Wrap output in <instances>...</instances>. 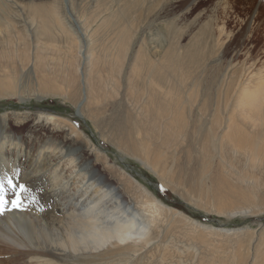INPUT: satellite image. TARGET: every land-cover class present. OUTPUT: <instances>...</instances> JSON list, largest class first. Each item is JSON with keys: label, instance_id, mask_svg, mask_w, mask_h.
<instances>
[{"label": "bare ground", "instance_id": "bare-ground-1", "mask_svg": "<svg viewBox=\"0 0 264 264\" xmlns=\"http://www.w3.org/2000/svg\"><path fill=\"white\" fill-rule=\"evenodd\" d=\"M1 8L3 5H0V11ZM33 9L37 10V6ZM38 9L37 13L44 11ZM120 11V20L108 26L110 29L108 33L112 39L109 54V48L97 46L99 49H96L90 46L87 25H81L75 17L70 25L68 32L72 33V40L78 47L70 77L73 81L76 80V76L79 77L82 91L81 101L76 104L77 114L86 115L95 128L96 120L101 119L102 126L99 131L108 134L115 148L129 157L140 160L155 172L159 179L175 181L178 188L186 192L188 189L197 191L193 184L189 185L186 175L194 180L197 174L205 176L211 168L226 166L230 170H236V163L232 161L235 158L241 159L252 168L264 167V81H261L262 87L258 89L254 86L246 89L247 96L251 94L250 90L262 93L247 99L250 103L245 110L238 107L240 104H236L231 109L230 106L225 109V115L213 111L209 129L202 134L205 129L199 126L206 116L190 110L182 113L180 110L186 106L192 91H198L199 86L192 77L189 78V82L183 78L182 74L186 72L185 63L197 61L205 44L198 40L186 46L185 53L180 58L170 47L164 54V62L156 63L150 59V55L145 58L142 46L138 42L130 70L124 73L117 69L106 73L99 67L106 65L101 59L102 55L112 66H116L114 58L123 62L126 57L128 45L125 42L131 31L126 20V11L129 13V7L126 11L122 7ZM1 13L2 11L0 96L8 94L17 96L21 89L18 87L21 81L19 78L25 74V65L21 60L17 61L20 62L18 64L15 57L17 55L27 61L30 51V29L25 30V34L16 31ZM44 16L38 17L41 25L48 23L47 20H43ZM32 18L33 21L36 20L35 16ZM101 24L104 26L105 22L101 20ZM42 29L48 30V25L42 26ZM38 33L34 37L36 52L33 62L37 70L33 71L36 73L38 70L41 72L48 70V73L39 75L38 78L35 76L39 88L38 95L35 96L40 99L46 95L62 97L58 84L68 79L70 71L65 66L60 72L58 64L47 60L42 54V45L47 40L54 39V34L50 35L48 32L41 39L40 35L44 34L39 29ZM21 39L23 42L20 44ZM19 45L24 49L20 51L16 48L20 47ZM92 61L96 63L94 71ZM133 72L137 77L135 81L131 79ZM59 75L64 76L62 80L58 81V78L52 80ZM154 81L157 82L158 88L154 87ZM251 82L253 81L250 80L248 83ZM153 93L160 97L159 109L155 108ZM79 96L77 86L75 101L79 100ZM164 106L167 109L166 114ZM39 115L45 117L44 120L51 126L52 130L46 131L48 134L42 136L41 131L38 133L35 130L33 139L31 136H21V140H3L6 145L8 143L9 149L17 151V170L12 175L15 177L23 173L20 184H24L28 191L20 195L21 207L10 206L12 199L15 198V192L18 191V184L12 180L14 187H9L5 175L0 171L4 177L0 178V181H4L2 195L7 204H10L4 208L8 209L9 213L5 215L0 213V264H82L81 255L85 256L84 260L86 259L89 264H132L136 262L134 259L130 260L133 254L143 251L153 238L157 239L155 245L158 246L161 235L160 216L165 217L164 213L168 210L144 184L134 179L125 169L114 165L108 155H99L105 169H98L95 165L91 170L82 168L83 171H80V168L76 171L80 179L74 182V188L70 192H64L60 188L59 179L63 170L60 171L59 164L65 157V151H68L69 143L59 138L54 124L61 127L63 121L49 112ZM25 118L26 116L19 117L16 121L21 119L23 121ZM192 122L195 124L190 128ZM71 124H66L70 128L68 135L79 137L81 133L78 128ZM108 126L109 133L105 131ZM226 127L230 130L224 131ZM40 129L45 131L44 127ZM85 142L86 145H92L91 141ZM194 143L201 146L200 152L188 149L186 162L179 161L176 153L182 152L185 145L196 146ZM68 156L67 161H64L67 168L72 162H75V165L80 163L81 166L84 161L83 156L79 162H76L77 158ZM40 160H44L45 167H39ZM1 168L2 166L0 170ZM71 174L72 172L65 175V179L64 176L61 177V180L65 181V184H69V181L73 184ZM229 187L230 184L227 182L223 185L224 191L234 195ZM223 199L220 200V205H230L231 199ZM43 201L47 206L42 209L38 205ZM142 215L145 216V220ZM96 259L97 263L94 261ZM241 260L242 258H239L236 263L241 264ZM251 263L263 264L261 261Z\"/></svg>", "mask_w": 264, "mask_h": 264}, {"label": "rangeland", "instance_id": "rangeland-1", "mask_svg": "<svg viewBox=\"0 0 264 264\" xmlns=\"http://www.w3.org/2000/svg\"><path fill=\"white\" fill-rule=\"evenodd\" d=\"M0 1V5H3L1 14L5 16V19H8L7 21L16 31L22 34L30 29L31 35L27 61L17 55L15 57L16 62L21 60L25 65V74L19 78L20 82L18 79L20 92L17 96L16 94L0 96V166H2L0 171L3 173L0 175H5L15 181V184L20 185L23 173L15 177L12 175L17 170V151L9 149L8 143L6 145L3 140H21V136H31L33 139L35 130L38 133L41 131L42 136L46 135L48 129L52 130L51 126L44 120L45 117H40L38 114L43 112L55 114V117L63 121L61 127L54 124L55 130L62 141L69 143L68 151H65V157L59 164L60 171H63L58 181L64 192H70L74 188L75 183L80 179L76 175V171L80 168V171L91 170L93 165L98 169L104 168V162L99 155L106 154L114 165L125 169L134 179L144 184L168 210L164 213L165 217L160 216L162 219L159 245H155L157 239L153 238L151 245L133 254L134 258L131 257L130 260L134 259L136 262L132 264H237L236 261L239 258H242L241 264H252L253 261H261L264 264V167L252 168L241 159L235 158L232 161L236 163V170H230L226 166L211 168L205 176L197 174L194 180L186 175L189 185L193 184L197 191L188 189L186 192L179 189L178 184L173 180L167 182L159 179L156 173L140 160L125 155L113 146L108 134H102V131H99L102 126L101 119L96 120L97 128H95L86 115L77 114L76 104L81 101L82 91L79 77L76 76V80L73 81L70 75L74 69L73 59L78 52V47L72 40V33L68 32L74 17L77 18L81 25H87L89 28L87 33L90 32L88 40L90 46L96 49L109 48V54L112 39L108 33L110 31L108 26L120 20L122 7L125 11L129 7V13L126 11V20L130 24L131 31L125 42L128 45L126 57L123 62L114 58L116 66H112L102 55L101 59L106 65L99 67L106 73L117 69L124 73L130 70L138 42L142 46L141 50L145 58L150 55L152 61L159 63L164 62V54L168 48H173L176 56L180 58L184 55L186 46L202 40L205 46L201 49L197 61H186V72L182 74L188 82L190 77L195 80L199 85L198 91H192L191 96L189 95L190 99L180 112L186 113L185 111L190 110L197 114L203 113L206 117L199 126L205 129L202 131L203 134L209 129L213 111L216 114L219 111L225 115V109L229 106L231 109L236 104H240L238 107L245 110L250 103L247 99L262 93L250 90L251 94L247 96L245 91L250 86H254L255 89L262 87L261 81H264L262 80L264 79V0ZM34 6H37V10L33 9ZM38 8L44 11L37 13ZM67 9H69L68 13ZM32 16H35L36 20L33 21ZM43 16V20H47L48 23L41 22L43 24L41 25L38 17ZM101 20L105 22L104 26ZM47 25L48 30H43L42 26ZM38 29L44 34L40 35L41 39L48 32L50 35L54 34V39L47 40L42 45L43 56L58 64L60 72L65 66L70 71L68 79L58 84L62 97L52 95H46L41 99L36 97L39 88H37L38 82L35 76L38 78L39 75L48 73V70L45 72L38 70L36 73L33 71L37 70L33 62L36 52L34 37L39 34ZM22 42L21 39L20 44ZM19 46L16 48L20 51L24 49L21 45ZM17 63L20 64V62ZM91 63L94 71L96 63L95 61ZM134 73L131 75L133 81L137 79ZM63 77L59 75L52 80L58 78L57 80L60 81ZM250 80L253 82L249 84ZM107 83V90H109L110 79ZM156 83L154 81L153 85L158 88ZM77 86L80 96L79 100L75 101ZM153 96L155 108L159 109L160 97L154 93ZM164 112L167 113L165 106ZM24 116L26 118L23 121L22 119L16 121V118ZM68 123L78 128L81 138L80 135L79 137L68 135L70 131L69 125H66ZM194 124L192 122L190 128ZM43 127L45 131L40 129ZM109 128L108 126L105 129L108 133ZM229 130L226 127L224 131ZM85 140L91 141L92 145H86ZM188 149L200 152L201 146L186 147L185 145L182 152L176 153L179 161L186 162ZM68 155L77 158L76 162H79L83 156L84 161L81 166L80 163L77 165L75 162L67 163L69 166L67 168L65 162L66 158H69ZM40 162L39 167L46 166L44 160ZM206 167L208 168L207 164ZM94 171L95 169L92 172ZM70 172H72L70 178H73V184H70V181L69 184H65L61 177L64 176L65 179ZM2 175L0 178H4ZM171 175L173 176L172 172ZM227 182L230 184L229 190L234 195L224 191L223 185ZM125 186L128 187L127 184ZM79 190L78 193H80ZM223 198L231 199L230 205H220V200H224ZM7 205L10 204L6 203L4 208ZM38 206L43 209L47 203L43 201ZM4 208L2 212L0 211L3 215L9 213V210ZM142 216L145 220V216ZM162 220H164L163 223ZM84 258L85 256L81 255V263L89 264ZM94 261L97 263V259Z\"/></svg>", "mask_w": 264, "mask_h": 264}, {"label": "snow or ice", "instance_id": "snow-or-ice-1", "mask_svg": "<svg viewBox=\"0 0 264 264\" xmlns=\"http://www.w3.org/2000/svg\"><path fill=\"white\" fill-rule=\"evenodd\" d=\"M5 181L9 187H14L13 182L10 178L5 177ZM3 189H4V181H0V211L3 210L4 205L7 203V201L4 200L3 195H2ZM27 191L28 189L26 188L24 184H20L18 186V191L15 192V198L12 199L11 201V205L13 208L21 207L20 195L21 193H25Z\"/></svg>", "mask_w": 264, "mask_h": 264}]
</instances>
